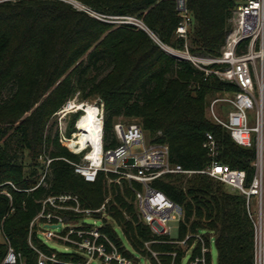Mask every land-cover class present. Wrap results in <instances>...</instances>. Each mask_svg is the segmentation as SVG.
<instances>
[{
    "label": "trees",
    "instance_id": "obj_1",
    "mask_svg": "<svg viewBox=\"0 0 264 264\" xmlns=\"http://www.w3.org/2000/svg\"><path fill=\"white\" fill-rule=\"evenodd\" d=\"M77 1L98 14L136 16L168 46H187L193 54L219 57L232 29L233 11L244 0H188L193 21L187 40L177 35L181 16L176 0ZM221 67L218 63L205 66ZM225 90L237 88L215 72L207 74L190 60L168 52L134 24L101 20L64 0L0 1V234L9 237L28 264H36L28 237L44 199L71 193L85 207H99L112 191L119 205L111 206L113 217L133 249L145 254V242L168 237L156 236L127 202L126 197L134 199L142 185L132 182L134 190L124 180L122 192L118 184H108L104 172L95 182L86 181L71 163L80 162L81 156L63 144L58 131L53 135V128L47 130L48 123L77 92L81 100L100 97L105 106V150L119 145L117 120L137 118L151 142L169 145L173 164L203 170L212 162L203 145L210 132L219 143L217 159L245 170L250 181L255 149L238 145L227 129L208 116L211 103ZM41 157L52 159L47 168ZM215 179L200 173H171L153 185L185 209L178 239L188 232H203L208 240L214 235L218 264H254V226L246 197ZM106 232L124 247L116 229L109 226ZM153 247L170 253L177 250L173 264H183L185 252L175 245L154 243ZM6 252L7 245L0 241V264ZM160 257L164 264L172 263L170 255ZM208 264H213L210 254Z\"/></svg>",
    "mask_w": 264,
    "mask_h": 264
},
{
    "label": "built area",
    "instance_id": "obj_2",
    "mask_svg": "<svg viewBox=\"0 0 264 264\" xmlns=\"http://www.w3.org/2000/svg\"><path fill=\"white\" fill-rule=\"evenodd\" d=\"M176 4L181 16L177 35L187 40L193 21L188 9V0H176ZM83 10L101 20L141 26L132 21L133 16L110 17L98 14L88 7H84ZM159 44L162 46L163 43L159 40ZM168 52L181 59L190 60L207 74L215 72L221 79L236 86L237 90L234 91L233 97L226 98L231 108L225 120L221 119L214 109V103L220 99L214 100L209 112L216 122L229 131L238 145L255 149L253 178L249 181L245 170L232 168L217 159L219 143L210 132L206 133L203 145L212 162L203 170H186L180 164H173L169 145L151 142L142 125L138 123L126 125L116 123L114 130L119 145L114 149L105 150L103 102L93 104L96 107L97 123L95 143L88 134L84 145H73L74 139L78 141L84 134L85 129L80 127V123L87 115L90 103L82 101L76 104L75 101L70 100L59 113L65 116L71 112H82L75 123L74 137L64 136L72 152L83 154L80 162H71L75 172L88 182H95L99 173L104 172L107 175L121 174L128 181L141 184L142 189L135 190V204L139 218L156 236L168 237L160 240L163 243L179 244L185 252V258H188V264H208L212 235L207 241L203 232L194 235L187 233L183 239L175 237L171 222L184 221L185 209L183 205L156 188L153 182L171 173L188 175L200 173L216 178L246 197L247 211L254 226V264H264V0H244L235 7L232 29L227 36L221 56L199 57L192 54L188 47L183 54ZM203 59L207 62L205 63ZM212 63H222L223 67L216 70L205 68ZM135 146H138L137 150L134 149ZM51 161L52 159L49 158L48 165ZM7 195L11 197L10 193ZM77 202H79L78 196L71 193L51 195L42 201L41 211L32 220L29 233V244L37 254L36 264H139L140 261L126 246L121 248L114 244L111 238L101 232L102 228L99 225L90 227L72 225L64 216L54 212L55 208ZM103 208L81 211L91 214L100 212ZM35 226L38 227L36 231L38 241L47 246L46 250L32 242ZM192 237L195 239L189 243ZM54 238L64 241V250H56L46 244ZM0 241L7 245L2 264H28L22 253L15 250L4 232L0 234ZM127 251L131 252L132 256L127 255L125 253ZM69 253L80 258L74 260L63 257ZM137 254L139 257H144L142 253L137 252ZM170 254L176 256L177 252ZM154 256L157 257L155 253Z\"/></svg>",
    "mask_w": 264,
    "mask_h": 264
},
{
    "label": "rangeland",
    "instance_id": "obj_3",
    "mask_svg": "<svg viewBox=\"0 0 264 264\" xmlns=\"http://www.w3.org/2000/svg\"><path fill=\"white\" fill-rule=\"evenodd\" d=\"M2 1V0H0ZM66 2L71 3L75 8L83 10L84 6L81 2L77 1V0H64ZM132 21L134 23H137L145 28H147L149 31H147L157 42H159V39L157 38V36L148 28V26L143 22L142 19L133 16ZM122 24L121 22H117V25ZM138 26V25H136ZM141 26H138L139 28L142 29ZM145 30V29H144ZM162 47L167 50V51H175L176 53H182L186 50L187 47H185V49H176L174 47L168 46L166 44H162ZM193 54V53H192ZM196 56L199 57H204V58H209L207 56H203V55H198V54H194ZM203 61L206 63L207 60L203 59ZM222 64V63H220ZM223 65V64H222ZM9 90H6L4 95L8 96L9 94ZM234 95V91L231 90H225L224 93H220L219 94V98L220 100L216 101L214 103V101L211 103V105L214 103V109L216 114L223 120H225L227 118L228 115V111L230 110L231 106L230 103L226 100V98H232ZM75 101L76 104L82 102V101H87L90 104H95V103H99V102H103V100L100 97H91L88 98L86 100H81L80 99V93L77 92L72 98H70L67 103L69 101ZM104 103V102H103ZM210 105V108H211ZM64 107V106H63ZM60 111V110H59ZM59 111H57L53 117L51 118L50 122L48 123L49 128L47 130H51V128H53V135H55L56 131H58L59 136L61 141L63 142V144H65L66 146L68 145V142L64 139V136L67 138H73L75 135V121H76V117H80V115L82 114V112H71L68 113L67 115H61L59 113ZM208 116L212 118V116L210 115V112L208 110ZM213 119V118H212ZM116 123H122V124H131V123H139V120L137 118H128V117H120ZM115 123V124H116ZM49 132V131H48ZM74 141H77L76 139H74ZM138 146H135L134 149L137 150ZM72 150V149H71ZM79 156H81V160L83 158V154H78ZM40 161L42 162V164L48 165V159H46V157H41ZM46 172V171H45ZM44 173V170H43ZM114 175H107V180H108V184H118L121 187V191H124V184L123 181H127L130 185L129 187L133 188L132 186V182L128 181L126 178L122 177L121 174H117V173H113ZM217 180V179H215ZM14 187V185H12ZM135 190V188H133ZM8 189H6L7 191ZM79 198V197H78ZM126 200L129 204H133L136 210V215L138 220H140L138 213H137V208H136V204H135V198H129L126 197ZM119 206L118 203L115 201L114 199V194L112 193V191H110V193L108 194V196L106 197L105 201L102 203L101 206L99 207H85L81 200L79 199V202L73 204V203H68L66 205H62V207H58L55 208V211L57 214H60L62 216L65 217L66 221H68L70 224L72 225H82L84 227H90L92 225H99L100 228H102L101 232H103L108 238H110V235L106 232V230L108 229L109 226L113 227L114 229H116V231L118 232V236L122 239V244L121 246H126L136 257V259L139 262V264H154L151 260V256H149L148 252L155 258V260L157 261L158 264H164L162 259H161V255H170L172 257V263H174L175 259L178 257V251L177 255H171L169 252H164V251H159L156 250L155 247H153V244H163L162 241L160 240H156V241H148L144 243V250H146V253L142 255L141 257L138 256L137 252H135L133 250L132 245L130 244V242L126 239V237L123 234L122 231V226L119 225L115 218L113 217L110 208L111 206ZM104 207V208H103ZM99 208H103V210H101L100 212H93L91 214H87L86 212H83L81 210L84 209H94L97 210ZM124 216L127 220H131V216L129 215V213H127L125 210H123ZM171 225L173 226V235L175 237H177L178 235V225L179 222H171ZM38 227L35 226L34 230H33V237H32V242L35 244V240H39L37 235H36V231H37ZM30 233V230H29ZM188 233H192V232H188ZM197 232H194V234H196ZM205 240L207 241V237L206 234H204ZM195 237H192L189 239V243H192L194 241ZM28 241H29V237H28ZM113 241V240H112ZM38 243H41L38 241ZM64 241L60 240L58 238H54L52 241H47L46 244L56 250H64V246H63ZM114 244H116L113 241ZM37 244V243H36ZM38 245V244H37ZM117 245V244H116ZM176 247L182 249V247L179 244H173ZM183 250V249H182ZM184 251V250H183ZM154 253L157 255V257L154 256ZM76 255V254H75ZM211 255H212V262L213 264H218V250H217V246H216V238L214 235H212L211 238ZM67 259H74V260H78L80 257L78 255H76V257H74L73 253H69L68 255H63V257ZM183 264H188V258L186 257L184 259Z\"/></svg>",
    "mask_w": 264,
    "mask_h": 264
},
{
    "label": "bare ground",
    "instance_id": "obj_4",
    "mask_svg": "<svg viewBox=\"0 0 264 264\" xmlns=\"http://www.w3.org/2000/svg\"><path fill=\"white\" fill-rule=\"evenodd\" d=\"M87 115L82 119L80 123V127L84 128V134H82L78 141H73V145L82 144L84 145L85 140L88 138L87 135L89 134L93 139V142L96 141V107L93 104H88L87 108ZM88 131V132H87ZM96 149H98L97 145H95Z\"/></svg>",
    "mask_w": 264,
    "mask_h": 264
}]
</instances>
